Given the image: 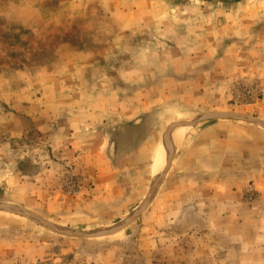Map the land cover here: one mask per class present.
<instances>
[{"label":"rangeland","instance_id":"1","mask_svg":"<svg viewBox=\"0 0 264 264\" xmlns=\"http://www.w3.org/2000/svg\"><path fill=\"white\" fill-rule=\"evenodd\" d=\"M263 54L264 0H0L2 246L20 264H264V192L235 185L264 151L222 130L213 157L185 154L218 124L264 135Z\"/></svg>","mask_w":264,"mask_h":264},{"label":"crops","instance_id":"2","mask_svg":"<svg viewBox=\"0 0 264 264\" xmlns=\"http://www.w3.org/2000/svg\"><path fill=\"white\" fill-rule=\"evenodd\" d=\"M259 58H260L259 59L260 61H258L259 64L264 65V54L260 56ZM222 130H223V133L227 132L226 136H227L228 141L233 140L236 142V145L239 146L237 151H240L241 149H245L248 144L251 145V147H253V150L256 152L261 151V150L264 151V135L260 134L261 132H259V130H251L249 126L247 125L245 126L242 124H222V125L218 124L211 128L206 129V131H204L205 134L200 135L198 140L195 142L194 147L192 146L189 150L186 151L185 153L186 157L191 159V161L196 162L203 157L205 158L213 157V155H216L215 153L212 152V150L210 153L203 152V149L204 147H206V144L204 143V140L202 139H207L209 135H212L215 133H218L220 135L219 132ZM148 137L149 135L146 138ZM146 138L144 139L145 141L147 140ZM140 145L141 143L135 150H138L140 148ZM200 153H202L204 156L199 157L198 154ZM241 154H239L240 157H242ZM250 160L252 161V159ZM259 160L260 162L262 160L264 162V157L259 158ZM152 163H153V157H152ZM245 171L246 172L244 174L241 173V171L240 173H238L239 177H243L245 179L244 181H240V180L237 181L238 184H235V185H237L238 189L240 191L246 189L247 185L245 184L248 182L249 187L253 188L254 186H256L257 190L264 192V165H261V167L257 168V170L255 171L251 169L249 175H248V168ZM1 242L2 240L0 236V264H20V261L17 258V254H12L14 250L15 252L18 250L15 242H12L10 244L5 243L4 246H2ZM21 259L22 260L24 259L22 264H26V262H28L29 259L31 258L26 256V258H21Z\"/></svg>","mask_w":264,"mask_h":264},{"label":"bare ground","instance_id":"3","mask_svg":"<svg viewBox=\"0 0 264 264\" xmlns=\"http://www.w3.org/2000/svg\"><path fill=\"white\" fill-rule=\"evenodd\" d=\"M182 138V131L173 129L161 139L155 154L156 162L153 169L155 172L159 171L160 168L164 166V162L167 161L177 151L181 144Z\"/></svg>","mask_w":264,"mask_h":264},{"label":"trees","instance_id":"4","mask_svg":"<svg viewBox=\"0 0 264 264\" xmlns=\"http://www.w3.org/2000/svg\"><path fill=\"white\" fill-rule=\"evenodd\" d=\"M148 121L149 120L147 118H144V119L141 118L134 123V124H136L134 128L139 133L137 138L134 137L132 130L128 131V137L127 138L130 140V144H132V146L134 148H137L139 146V144L142 143V140H144L149 135V133L151 132L150 131L151 127L149 124H147ZM121 150H122V143L119 141H114L113 148H111V153L113 154L115 161H116L117 157L120 155Z\"/></svg>","mask_w":264,"mask_h":264},{"label":"flooded vegetation","instance_id":"5","mask_svg":"<svg viewBox=\"0 0 264 264\" xmlns=\"http://www.w3.org/2000/svg\"><path fill=\"white\" fill-rule=\"evenodd\" d=\"M138 134H139V133H138V131H137V133H136V135H135L134 137L137 138V137H138Z\"/></svg>","mask_w":264,"mask_h":264},{"label":"water","instance_id":"6","mask_svg":"<svg viewBox=\"0 0 264 264\" xmlns=\"http://www.w3.org/2000/svg\"><path fill=\"white\" fill-rule=\"evenodd\" d=\"M0 209H3L2 207H0Z\"/></svg>","mask_w":264,"mask_h":264}]
</instances>
